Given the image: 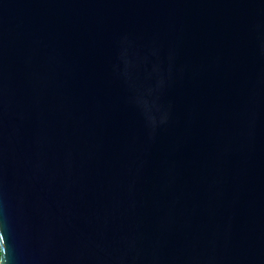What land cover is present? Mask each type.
<instances>
[{"label": "water", "instance_id": "95a60500", "mask_svg": "<svg viewBox=\"0 0 264 264\" xmlns=\"http://www.w3.org/2000/svg\"><path fill=\"white\" fill-rule=\"evenodd\" d=\"M0 264H264V0H0Z\"/></svg>", "mask_w": 264, "mask_h": 264}]
</instances>
